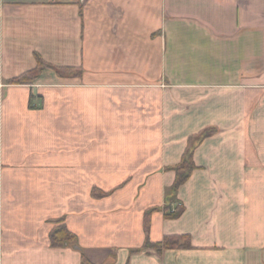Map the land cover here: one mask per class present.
Listing matches in <instances>:
<instances>
[{"label": "crops", "instance_id": "crops-1", "mask_svg": "<svg viewBox=\"0 0 264 264\" xmlns=\"http://www.w3.org/2000/svg\"><path fill=\"white\" fill-rule=\"evenodd\" d=\"M171 235L192 247L143 249ZM83 254L264 264V0H0V264Z\"/></svg>", "mask_w": 264, "mask_h": 264}, {"label": "trees", "instance_id": "trees-1", "mask_svg": "<svg viewBox=\"0 0 264 264\" xmlns=\"http://www.w3.org/2000/svg\"><path fill=\"white\" fill-rule=\"evenodd\" d=\"M37 66L10 80L12 84H30L34 80H36L41 74L42 70L45 68H51V65L46 63L41 57L37 58ZM60 69H58V73H60ZM214 133V131L197 133L189 137L188 139V148L185 156L182 161L174 167L176 171V179L173 185V192H176L190 177L193 170L196 168V165L193 161V150L196 144L203 136H210ZM94 196L101 197L104 196V192H100L94 190ZM169 213L168 216L171 218L179 217L184 211L183 208L180 209H166ZM55 224V228L53 229L50 235L51 245L54 247H63L67 244H73L74 247H78V238L77 235L71 232L66 225L64 219H56L53 220ZM192 247V239L189 235H171L166 236L163 242L154 244L151 243L149 239H147L143 249L156 248L158 251H162L163 249H180V248H191ZM82 264H94L85 254H83Z\"/></svg>", "mask_w": 264, "mask_h": 264}]
</instances>
